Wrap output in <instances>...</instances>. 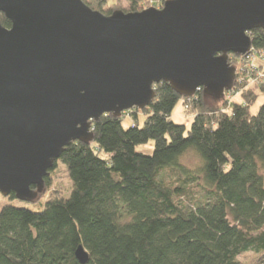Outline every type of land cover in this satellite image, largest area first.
<instances>
[{
    "label": "trees",
    "instance_id": "1",
    "mask_svg": "<svg viewBox=\"0 0 264 264\" xmlns=\"http://www.w3.org/2000/svg\"><path fill=\"white\" fill-rule=\"evenodd\" d=\"M82 1L113 12L107 0ZM126 1L128 12L142 10L143 0ZM0 23L10 26L2 13ZM248 35L264 49L263 29ZM153 87L147 107L129 110L131 124L124 112L102 115L90 142L64 148L36 199L58 161L71 181L67 197L56 191L40 211L0 209V264H80L78 246L84 264H241L247 252L264 264V100L250 112L264 82L227 105L203 89L188 101L166 82ZM180 100L193 113L188 130L171 120ZM149 142L151 152L136 149ZM187 152L200 160L193 170L179 163Z\"/></svg>",
    "mask_w": 264,
    "mask_h": 264
},
{
    "label": "water",
    "instance_id": "2",
    "mask_svg": "<svg viewBox=\"0 0 264 264\" xmlns=\"http://www.w3.org/2000/svg\"><path fill=\"white\" fill-rule=\"evenodd\" d=\"M0 194L34 201L64 148L93 139L92 120L143 109L166 82L222 99L229 54L264 30V0H166L105 15L82 0H0ZM83 90V94L82 93ZM84 264L88 253L74 252Z\"/></svg>",
    "mask_w": 264,
    "mask_h": 264
},
{
    "label": "rangeland",
    "instance_id": "3",
    "mask_svg": "<svg viewBox=\"0 0 264 264\" xmlns=\"http://www.w3.org/2000/svg\"><path fill=\"white\" fill-rule=\"evenodd\" d=\"M165 1L166 0H164V2ZM160 2L161 0H143L141 1L140 6L142 7V10L145 8H149V7L160 9L163 6V4L162 6H159ZM104 7H110L111 11H115V10H122L124 12L129 11V3L126 0H107ZM99 12L102 13V11H99ZM228 61L232 66H234L235 72H237V74L239 73L241 67L243 68L245 67V63L243 64L241 62L232 63V60L230 58ZM253 63L255 65L260 64V62H258L257 60H254ZM244 70H246V67L244 68ZM253 75L256 76V73ZM238 77L242 78L241 79L242 82L238 84L234 79L233 84L234 83L235 84L232 85V87L229 90L224 91L225 95L223 96L222 99H218L220 103H224V105H227L228 103H232L233 101H239V98H241V95L243 92L253 89L255 88V86L259 85L257 81L250 80V79L246 82L242 72H241V75H238ZM201 90L202 88L199 91ZM227 91L228 93H226ZM263 100H264L263 95L259 94L255 103L250 107V112L252 114L257 112L258 107L260 106V104H262ZM127 111L129 110L124 111L126 118L123 121V125L125 127L131 124V121H132L131 118L129 117L131 111L129 112ZM192 117H193V113L190 111L189 107L186 108L185 103L182 100H180L172 111L171 120L176 124L184 125L186 129L188 130L190 127L191 121H192ZM138 121L140 125L144 121V116L142 114L138 115ZM151 145H152V142H149L147 146L140 145V146H137L136 149L141 152H151V149H150ZM179 163L185 168L189 170H193L196 167H198V165L200 164V160L194 153L187 152L180 158ZM49 182L50 184L48 186V191L45 194L40 195V197L33 202L20 201L16 199L15 197H12L11 195L3 196L0 194V209L4 205L10 204L16 207H24L31 211H40L43 209L44 203L46 202V200L52 195H55L56 191H58L59 194H62L63 196H66V197L71 191L72 185H71V181L68 178L66 167L59 161L57 162L56 167L51 171ZM199 185H202V183L199 182ZM194 191L198 192L197 189ZM196 195H198V193ZM259 257L260 256H256L252 252H247L241 255L239 259L241 261V264H256V262L260 259Z\"/></svg>",
    "mask_w": 264,
    "mask_h": 264
},
{
    "label": "built area",
    "instance_id": "4",
    "mask_svg": "<svg viewBox=\"0 0 264 264\" xmlns=\"http://www.w3.org/2000/svg\"><path fill=\"white\" fill-rule=\"evenodd\" d=\"M239 61L242 64L245 63L246 70H244L243 67L240 68L239 73L235 72V81L239 84L242 82V78L238 77V75H241V72L243 73V76L246 80V82L250 80L257 81V83H263L264 82V49H255L250 47L249 51L241 56H238ZM254 60H257L260 62L259 65H255L253 62ZM244 66V65H242ZM262 69V70H261ZM256 73V76L253 74ZM238 77V79H237ZM201 89V87H198L195 93L191 96H188L189 99H196V93ZM233 91V90H231ZM228 93V91L226 92ZM225 95V93H224ZM186 108H188V105H185Z\"/></svg>",
    "mask_w": 264,
    "mask_h": 264
},
{
    "label": "clouds",
    "instance_id": "5",
    "mask_svg": "<svg viewBox=\"0 0 264 264\" xmlns=\"http://www.w3.org/2000/svg\"><path fill=\"white\" fill-rule=\"evenodd\" d=\"M81 94H83V90H82V93Z\"/></svg>",
    "mask_w": 264,
    "mask_h": 264
}]
</instances>
